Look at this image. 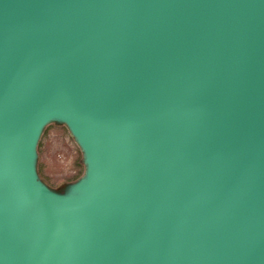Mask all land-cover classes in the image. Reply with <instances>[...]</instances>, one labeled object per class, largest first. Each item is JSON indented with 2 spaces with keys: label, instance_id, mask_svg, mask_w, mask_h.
<instances>
[{
  "label": "water",
  "instance_id": "1",
  "mask_svg": "<svg viewBox=\"0 0 264 264\" xmlns=\"http://www.w3.org/2000/svg\"><path fill=\"white\" fill-rule=\"evenodd\" d=\"M0 264H264V0H0Z\"/></svg>",
  "mask_w": 264,
  "mask_h": 264
},
{
  "label": "rangeland",
  "instance_id": "2",
  "mask_svg": "<svg viewBox=\"0 0 264 264\" xmlns=\"http://www.w3.org/2000/svg\"><path fill=\"white\" fill-rule=\"evenodd\" d=\"M87 156L68 124L55 118L42 128L36 146L35 173L49 189L71 194L87 175Z\"/></svg>",
  "mask_w": 264,
  "mask_h": 264
}]
</instances>
